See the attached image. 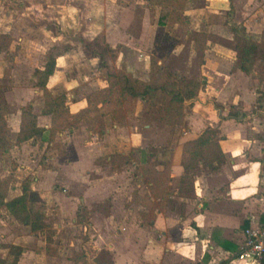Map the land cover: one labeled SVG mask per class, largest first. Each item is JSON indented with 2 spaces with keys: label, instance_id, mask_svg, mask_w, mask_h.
Instances as JSON below:
<instances>
[{
  "label": "crops",
  "instance_id": "1",
  "mask_svg": "<svg viewBox=\"0 0 264 264\" xmlns=\"http://www.w3.org/2000/svg\"><path fill=\"white\" fill-rule=\"evenodd\" d=\"M29 1L0 0V34L26 27L20 21L28 10L34 15L53 13L62 32L32 25L47 36L44 41L19 36L0 51V84H11L6 96L12 94L15 100L3 105L8 107L14 142L29 104L37 125L48 130L3 154L0 179L14 177L6 201L23 193L25 179H30L34 191L43 193L50 234L32 231L1 207L0 264H99L105 258L113 264H260L261 260L240 259V253L245 230L264 225V63L256 62L252 74L240 68L227 21L231 15L256 41H263L264 0L184 4L188 22H175L172 28L190 26L196 29L188 31L190 36H207L200 68L207 83L191 101L189 127L181 132L180 143L162 151L150 148L151 140L139 129L143 112L137 108L118 118L115 108L98 103L105 130H96L90 112L95 103L77 98L75 92L98 78L101 61L87 58L83 50L60 57L47 84L53 95H68L72 114H87L73 129L58 132L54 141L49 135L52 115L44 113L46 103H25L33 90L12 77H34L45 64L47 49L67 36L89 41L103 35L118 49V68L151 81L154 61L163 64L151 49L157 42L155 31H167L160 25L163 4L159 0H34L39 5L31 6ZM224 36L230 38V48L222 43ZM196 42L190 39V51H197ZM144 45L151 53L140 52ZM74 68L76 77L70 75ZM202 102L222 105L203 115L197 110ZM208 127L219 129L224 157L213 169L201 163L188 168L185 143ZM145 128L149 132L152 124ZM165 137L153 133L151 138L155 144ZM12 246L21 251L12 252Z\"/></svg>",
  "mask_w": 264,
  "mask_h": 264
},
{
  "label": "trees",
  "instance_id": "2",
  "mask_svg": "<svg viewBox=\"0 0 264 264\" xmlns=\"http://www.w3.org/2000/svg\"><path fill=\"white\" fill-rule=\"evenodd\" d=\"M159 1L163 4L160 25L170 30L175 22H181L182 24L188 22L182 12L187 0ZM35 15L37 18L36 24H32L35 27L45 25L48 30L53 32L61 31L53 13L36 11ZM227 22L231 25L234 33L235 50L240 68L246 73L252 74L256 62L262 61L264 63V40L256 41L244 26L232 21L231 15H229ZM23 35L25 36L24 30L17 27L10 34H0V51L8 49L13 40ZM201 35L205 36V34ZM80 43L81 47L71 41H64L50 46L46 51L45 64L37 68L34 73L37 86L43 89L46 94L44 113L52 115L53 118V124L49 130L50 141H54L58 132L66 128L73 129L78 122L77 119H79L78 116L70 112L66 93L54 96L47 89L49 79L56 71L58 59L79 48L84 51L87 58L100 59L101 64L98 74L106 80L107 87L99 91L102 95L99 103H108L110 107L115 108L118 118L123 117L125 111L132 109L140 99L144 101L154 100L159 93H163L165 101L159 106L156 117L162 123L176 124L182 121L185 116L186 102L196 98L207 83V78L204 76H196L187 80L185 78L180 79V77L173 74L167 79L154 78L151 81H143L129 72L126 67L118 68L116 66L117 50L105 41L103 35H99L89 42L80 39ZM160 68L163 67L160 66ZM117 90L123 98L122 101L115 96ZM94 103L95 106L90 107V109L97 108L98 102ZM7 112L8 107L0 103L1 155L8 152L17 143L32 138L36 140L48 130L37 125V116L32 112V104H29L24 109L22 130L14 142L9 133V125L6 118ZM98 130L100 133L105 130L103 120L100 121ZM219 132L216 127H208L198 138L185 143L188 155L186 159L188 168H196L201 163L213 169L215 168V163L223 159L224 154L219 144ZM9 182L10 178L0 181V208L6 207L20 222L31 226L34 232L48 230L49 227L45 223L47 205L43 193L34 191L30 179H25L22 185L23 193L6 201ZM82 208L84 206L80 205V209ZM80 221H83V219H80ZM11 249L12 252L16 251V254L21 251L17 246H12ZM105 263L113 264L109 258L99 261V264ZM260 264H264V254Z\"/></svg>",
  "mask_w": 264,
  "mask_h": 264
},
{
  "label": "rangeland",
  "instance_id": "3",
  "mask_svg": "<svg viewBox=\"0 0 264 264\" xmlns=\"http://www.w3.org/2000/svg\"><path fill=\"white\" fill-rule=\"evenodd\" d=\"M29 3L31 6L33 4L39 5V3H36L34 0L29 1ZM28 11L26 13L24 20L20 21V25L23 24L26 26V27L22 28V30H24V32H25V36L28 38L36 37L37 39H39V41H44L45 40L44 38L47 36H45V34H43L40 30L32 27V24L36 18L34 17L33 13L28 14ZM18 29H20V28H18ZM190 30L196 31V29L190 28V26L189 27L188 26H184V27L179 26L177 28H171L170 30H167V31H165L164 29H161V30L157 29L155 31V38H157V40H156L157 42H156V45L153 46V48H151V49H152V52L154 53L155 58L159 59V61H162L163 64L160 65L158 63V61H156V60L154 61V59H153L156 68H155V72L153 74H151L149 76V78H151V79L155 78V79H160V80L161 79H167L171 74L180 77V79L185 78L187 80H189L193 77H196V76L201 77L200 76V68H201L202 63L204 62V56L202 54L203 53L202 48L205 46L202 41L206 40L207 36H202L200 33L197 35L192 34L190 36L188 33V31H190ZM126 34H129V33L126 32ZM58 36L64 37L62 35H58ZM65 38H67L69 41H71V42L75 43L76 45H78L79 47H81L80 39H82V38L79 35L69 36V37L67 36ZM65 38L61 41H66L67 39H65ZM190 39L197 40L196 45H195L198 48L197 51H194V50L190 51V49H191V44H189ZM92 40L93 39H91L89 41H92ZM221 40L225 46H228L230 48V38H228L227 36L226 37L224 36L223 38H221ZM263 40H264V38H263ZM89 41H87V42H89ZM50 42L54 43L53 40ZM50 42H48L47 44H50ZM79 50H82V49L79 48L76 51H73L71 54L75 55L77 52H79ZM148 50H149V53H151L150 46L144 45V48L142 49V51L140 50V52H146V51L148 52ZM12 62H14V61H12ZM156 63H157V65H156ZM160 66L163 68H160ZM77 74L78 73L76 71V68H74L70 73V75L73 77H76ZM5 78H11V77H5ZM12 78L17 79V80L18 79L22 80L25 83V85L28 86L29 91L33 90V93H28V98L25 101V103H28V104L29 103H45V100H46L45 91L37 86L36 79H34V77H32V74L29 76H25V77L19 76V77H12ZM98 78L101 79L103 82L98 81L97 80ZM98 78L95 77L92 80V82H93L92 85H89L88 83L85 84V85H87L86 87L81 85V88H80L81 90L79 89L80 91L77 90L75 92L76 97L77 98L83 97L84 99H87V103H94V102L99 103L100 98L102 96L99 93V91L101 89L107 87V82L104 78L100 77L99 74H98ZM10 85H11L10 83H8L7 85L6 84H0V103L1 104L8 103V100L12 101V103L15 102L12 94H10L9 98H8V96H6V95H8L6 93V91L11 89ZM103 85H106V86L104 87ZM37 88H39V89H37ZM75 89H77V88H75ZM72 91H75V90H72ZM31 94H32V96L29 97V95H31ZM222 94H227V92H224ZM115 96L118 99H120V101L123 100V98L121 97V94L118 90L116 91ZM229 98H230V96H229ZM192 100H189L186 102L185 109H184V115L185 116H184L182 121H180L176 124L162 123L156 117L159 106H161V104H163V102L165 101V96L163 93H159L158 96H156V98L154 100L144 101V100L140 99L138 101V103L132 109L134 110L137 108L139 111L143 112L142 116L139 117V129L142 132H146V135L151 140L150 148H153L154 150L157 149V151H162L163 149H168V148L172 147L173 145L180 143L179 138H180L181 132H183L184 128L189 127L188 126L189 122H187L188 121L187 117L190 116V114H192V110H191V107L193 105V104H191V103H193V102H191ZM39 101H41V102H39ZM68 102L70 103L69 100H68ZM227 103H229V102H227ZM208 104L209 103H207V102H202V103L197 104V110H199V112L203 115H208L210 110H212V108H218L219 105H222V104H218L215 102L211 103L210 105H208ZM132 109H130V110H132ZM91 111L93 112L92 114H94L93 119L95 120V123H96V125H95L96 130H98L99 129V123L102 119L100 109H91L90 112ZM111 111H113V110H111ZM126 111H129V110H126ZM114 113L116 115L115 110H114ZM104 114H106V112ZM84 116H87V114L82 112L80 115H78L79 119H77V121L80 122ZM124 116H125V113H124ZM124 116H123V118H124ZM147 123L152 124V128L149 130V132L145 128V125ZM153 133H156V134L157 133H164L166 135V137L163 138L162 140H160L159 142H156L155 144H153L154 140H152V138H151L153 136ZM174 140H177V141H174ZM0 160L4 161V157H3V155H1V152H0ZM8 178H10V182H9V190H10V186L13 185V180H14L13 174H8L4 178L0 179V181L6 180ZM49 231H50V229L46 230L44 232V236L48 235V237H49V234H50Z\"/></svg>",
  "mask_w": 264,
  "mask_h": 264
},
{
  "label": "built area",
  "instance_id": "4",
  "mask_svg": "<svg viewBox=\"0 0 264 264\" xmlns=\"http://www.w3.org/2000/svg\"><path fill=\"white\" fill-rule=\"evenodd\" d=\"M264 254V225L245 230L240 259L259 261Z\"/></svg>",
  "mask_w": 264,
  "mask_h": 264
}]
</instances>
